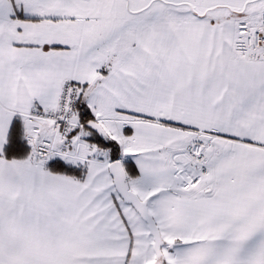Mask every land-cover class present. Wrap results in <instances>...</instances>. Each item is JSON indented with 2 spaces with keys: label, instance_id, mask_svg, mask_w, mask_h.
Returning <instances> with one entry per match:
<instances>
[{
  "label": "snow or ice",
  "instance_id": "snow-or-ice-1",
  "mask_svg": "<svg viewBox=\"0 0 264 264\" xmlns=\"http://www.w3.org/2000/svg\"><path fill=\"white\" fill-rule=\"evenodd\" d=\"M0 264H264V0H0Z\"/></svg>",
  "mask_w": 264,
  "mask_h": 264
}]
</instances>
